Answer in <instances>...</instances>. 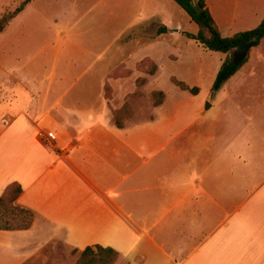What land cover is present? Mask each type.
<instances>
[{
	"label": "crops",
	"instance_id": "obj_1",
	"mask_svg": "<svg viewBox=\"0 0 264 264\" xmlns=\"http://www.w3.org/2000/svg\"><path fill=\"white\" fill-rule=\"evenodd\" d=\"M205 2L223 37L243 32L230 34L239 19L252 22L244 31L264 19V8L257 14L264 0ZM154 17L153 26L166 27ZM248 58L251 69L252 61L264 64V54ZM80 81L61 87L27 79L26 96L8 106L0 196L19 183L16 204L34 223L0 230V264H75L72 251L95 246L115 250V264H264L262 117L245 112L232 141L205 151L194 129L203 118L175 112L137 122L135 114L119 128L105 101L91 106L76 93Z\"/></svg>",
	"mask_w": 264,
	"mask_h": 264
},
{
	"label": "rangeland",
	"instance_id": "obj_2",
	"mask_svg": "<svg viewBox=\"0 0 264 264\" xmlns=\"http://www.w3.org/2000/svg\"><path fill=\"white\" fill-rule=\"evenodd\" d=\"M24 1L0 0V19ZM263 8L264 2L259 17ZM244 15L241 10L237 14ZM154 16L166 24L167 31L159 34L162 40H153L159 30L152 25ZM251 24L239 19L230 34ZM178 29L181 32L174 33ZM184 31L197 32V24L173 0H32L0 34V128L9 104L26 96V84L67 87L82 77L76 93L84 94L91 106L103 100L114 116L127 104L137 122L175 112L203 118L194 127L201 131L202 149L222 150L229 138L232 141L234 126L239 134L243 127L239 117L245 112L264 119V64L252 61L251 69L248 58L214 93L217 73L226 59H233L234 51L212 52ZM254 48L251 52L264 54V40ZM145 58L156 62L154 75L138 67ZM50 71L55 73L48 80ZM172 78L198 88L199 94L181 90ZM155 91L165 94L160 106H155ZM206 103L212 108L206 110ZM231 109L235 120H228ZM59 250L62 253L61 245ZM81 253L72 251L71 259L77 261Z\"/></svg>",
	"mask_w": 264,
	"mask_h": 264
},
{
	"label": "trees",
	"instance_id": "obj_3",
	"mask_svg": "<svg viewBox=\"0 0 264 264\" xmlns=\"http://www.w3.org/2000/svg\"><path fill=\"white\" fill-rule=\"evenodd\" d=\"M32 0H25L14 12L4 15L0 19V34H2L9 24L25 10ZM180 6L197 24V34H187V37L199 42L204 48L217 53L228 54L234 51L237 47L246 43L252 42L255 47H258L264 39V19L261 24L253 30L236 33L232 37H223L220 29L214 20L205 0H173ZM196 5L203 8L201 13L196 10ZM165 27L158 30V35L165 33ZM247 62V59L235 63L233 59H226L221 65L216 79L212 86V91L217 93L222 86L233 77L239 69ZM149 64L150 67L146 68ZM141 70H145L148 74L154 75L157 72L158 66L151 58H145L138 63ZM175 86L183 91H189L193 95L199 94L198 88H189L184 82L172 78ZM155 98V106L162 105L165 94L163 91L153 92ZM132 112L129 105L114 112L116 125L123 127L124 121L131 118ZM23 188L19 183H12L0 196V230L5 231H24L29 230L34 223L33 213L16 204L21 196ZM119 258V254L111 248H103L101 246L88 247L82 253L75 264H115Z\"/></svg>",
	"mask_w": 264,
	"mask_h": 264
},
{
	"label": "water",
	"instance_id": "obj_4",
	"mask_svg": "<svg viewBox=\"0 0 264 264\" xmlns=\"http://www.w3.org/2000/svg\"><path fill=\"white\" fill-rule=\"evenodd\" d=\"M196 10L198 13H201L203 8L200 5H196ZM254 47L252 42L237 47L233 52V61L235 63H240L246 60ZM211 107L209 103H206V110H209Z\"/></svg>",
	"mask_w": 264,
	"mask_h": 264
},
{
	"label": "built area",
	"instance_id": "obj_5",
	"mask_svg": "<svg viewBox=\"0 0 264 264\" xmlns=\"http://www.w3.org/2000/svg\"><path fill=\"white\" fill-rule=\"evenodd\" d=\"M47 137H48L49 139H51V140H55V135H54L53 132H48V133H47Z\"/></svg>",
	"mask_w": 264,
	"mask_h": 264
}]
</instances>
